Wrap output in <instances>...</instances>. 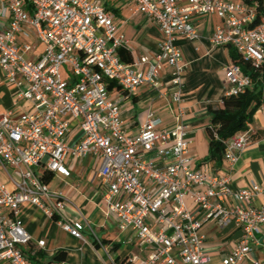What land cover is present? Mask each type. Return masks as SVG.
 Here are the masks:
<instances>
[{
    "label": "built area",
    "instance_id": "1",
    "mask_svg": "<svg viewBox=\"0 0 264 264\" xmlns=\"http://www.w3.org/2000/svg\"><path fill=\"white\" fill-rule=\"evenodd\" d=\"M127 1L161 34L160 52L152 60H120L117 52L126 48L127 40L107 0H0V18L7 19L0 33V82L15 91L10 109L0 110V178L5 180L0 179V264H33L28 247L45 248L43 240L34 243L23 227L26 204L43 211L70 236L83 238L88 225L62 215L66 199L50 192L43 179L68 178L67 156L99 161L96 176L105 187L104 214H114L119 233L131 232L150 251L140 264H207L201 229L208 222L241 230L236 248L221 264H240L252 250L259 225H264V206L251 203L264 194V187L250 182L245 189L232 190L228 175L192 168L181 108L187 65L176 40L196 42L192 19L216 15L223 24L212 32L210 43L232 47L258 68L264 63V16L250 28L255 11L245 0ZM24 27L43 46L35 61L25 58L28 43L17 44V36L26 35ZM165 69L177 110L175 124L163 127L148 111L137 134H127L108 86L126 97L142 86L157 90ZM224 84L225 97L238 96L251 80L231 62L224 68ZM69 119L77 121L82 135L72 145L65 142ZM250 137L247 129L223 142L227 172Z\"/></svg>",
    "mask_w": 264,
    "mask_h": 264
},
{
    "label": "crops",
    "instance_id": "2",
    "mask_svg": "<svg viewBox=\"0 0 264 264\" xmlns=\"http://www.w3.org/2000/svg\"><path fill=\"white\" fill-rule=\"evenodd\" d=\"M237 2L238 0H231ZM106 7L113 15L127 40L125 50L131 58L149 61L159 54L161 34L158 28L146 17L134 13V5L127 0H107ZM193 25L199 39L192 43L178 38L176 45L187 65L181 108L182 122L187 135L188 155L192 160V168H208L218 175H228L232 190L245 189L250 182L264 187V115L259 108L252 116L249 124L251 141L242 151L238 161L228 172L225 163L216 169L206 161L208 156L207 129L210 126L209 107H220L225 94L224 68L232 62L228 46L215 47L209 37L216 27L222 26V20L216 15L197 16ZM7 26V19L0 18V33ZM26 35L17 36V44L28 43L30 50L25 58L31 61L38 59L43 46L36 39L34 31L24 27ZM169 72L165 69L160 75V87L157 90L142 86L126 97L116 88L110 90V96L118 102L121 118L127 134L135 135L139 126L146 119L148 111L161 119L163 127L175 124L176 106L171 102ZM15 91L12 87L0 82V110L7 111L11 107ZM24 108L28 110L29 105ZM19 111L15 113L17 117ZM69 131L65 142L72 145L81 138L77 121L69 119ZM65 165L70 171L68 178L51 175L48 182L52 193H60L67 203L62 215L75 222L86 223L82 231V239H76L63 231L52 219L35 206L26 204L22 208L21 219L24 229L30 234L32 241L43 240L45 248L40 250L30 245L29 255L39 253L37 264H49V260L57 252L65 253L63 262L52 264H140L150 251L141 247L131 232L119 233L117 219L114 214H104L103 194L105 187L96 176L99 161L93 157L72 159L67 156ZM227 204H233L227 201ZM238 205L245 207L244 204ZM252 207L264 206V194L255 198ZM196 214V212H195ZM259 233L252 241V250L240 264H264V225H259ZM204 235L205 254L209 258L207 264H221L228 254L236 248L241 230L234 225L219 229L213 222L205 223L201 229ZM97 242V247L94 245ZM114 245H117L113 248ZM28 257V255H27ZM29 260L36 264L33 260ZM124 261V262H123Z\"/></svg>",
    "mask_w": 264,
    "mask_h": 264
},
{
    "label": "trees",
    "instance_id": "3",
    "mask_svg": "<svg viewBox=\"0 0 264 264\" xmlns=\"http://www.w3.org/2000/svg\"><path fill=\"white\" fill-rule=\"evenodd\" d=\"M247 5L254 9L255 19L250 28L256 27L260 19L264 16V0H245ZM229 56L233 63L238 65L242 72L251 80V86L243 94L238 96H229L222 98L220 107H209L210 126L207 129L208 136V156L206 161L212 163L216 169L220 168L223 162V142L228 141L236 133L249 129L253 114L259 109L264 108V63L260 67H253L248 61L243 60L236 51L228 46ZM118 56L124 63H130L132 58L128 50H118ZM112 90V86H108ZM51 175L43 177L48 182ZM97 247V242H93ZM117 245H114L115 248ZM28 258L38 263L39 253L29 255ZM65 260L64 252H57L49 260V264L54 262H63ZM124 262V261H123Z\"/></svg>",
    "mask_w": 264,
    "mask_h": 264
},
{
    "label": "rangeland",
    "instance_id": "4",
    "mask_svg": "<svg viewBox=\"0 0 264 264\" xmlns=\"http://www.w3.org/2000/svg\"><path fill=\"white\" fill-rule=\"evenodd\" d=\"M64 68L67 70V66L63 67V70H64ZM0 179H1V182L5 181L4 178H0Z\"/></svg>",
    "mask_w": 264,
    "mask_h": 264
}]
</instances>
